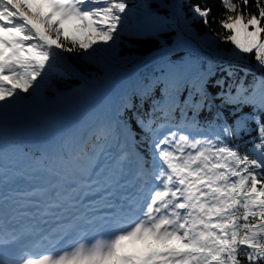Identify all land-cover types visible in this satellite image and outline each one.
<instances>
[{
  "label": "snow or ice",
  "instance_id": "obj_1",
  "mask_svg": "<svg viewBox=\"0 0 264 264\" xmlns=\"http://www.w3.org/2000/svg\"><path fill=\"white\" fill-rule=\"evenodd\" d=\"M220 3L217 20L184 0H0V264H264V0ZM153 4L175 17L172 47ZM123 36L163 53L130 92L43 95L80 76L65 54L126 63ZM21 119L39 155L17 140Z\"/></svg>",
  "mask_w": 264,
  "mask_h": 264
},
{
  "label": "trees",
  "instance_id": "obj_2",
  "mask_svg": "<svg viewBox=\"0 0 264 264\" xmlns=\"http://www.w3.org/2000/svg\"><path fill=\"white\" fill-rule=\"evenodd\" d=\"M166 3H172V0H165ZM236 2V0H234ZM137 0H129L130 6L136 4ZM200 3L201 6L207 5L212 9V18L219 19L221 14L224 12L223 7L221 6L220 0H184V11L188 14L189 18L191 13L188 12V7L190 4ZM153 9L158 11L161 15L168 17V26L173 29L171 33L164 34V39L168 41L169 47L173 46L174 38L176 37L179 28L176 27L175 17L172 15L170 10L167 9H157L155 4H153ZM248 11L255 12V0H250V8ZM192 27L197 31L201 37L205 39V33L208 32L203 26L202 22L193 23ZM213 32L219 33L221 31L218 23H211L209 26ZM220 49H223L225 52L231 50V44H220ZM162 52L159 51V45L155 42H143L142 40L123 36L121 37V42L117 50V56L121 60L126 61L123 64H117L112 67H106L102 63H89L85 59L77 58L74 55L65 54L68 62L78 70L80 75L88 81L94 83H99L101 81L107 83L112 81L119 73L128 70L129 68H134L141 66L143 63L148 62L146 66L140 70L138 73L133 75L126 83L123 85L120 94L123 91H131L135 88L139 79H142L144 76L148 75L155 69V65L159 62V59L163 56ZM169 55H175V53L170 52ZM243 67L252 68L256 71V75H260V71L256 70V62L254 58H249L242 64ZM82 87H85V84L81 82L78 77H72L66 82H54L52 88H46L43 92V95L46 97H51L56 99L57 102L65 95H70L75 90H81ZM62 91L64 95L60 98H56L54 91ZM215 91V89H212ZM158 95V93H157ZM138 102V100H137ZM247 111V110H246ZM252 136H255V132L252 133ZM251 137L245 136L244 139L248 140ZM233 143L243 144V141H233ZM247 148H251V145H248ZM245 148H241V151H245ZM246 264V262H245Z\"/></svg>",
  "mask_w": 264,
  "mask_h": 264
},
{
  "label": "bare ground",
  "instance_id": "obj_3",
  "mask_svg": "<svg viewBox=\"0 0 264 264\" xmlns=\"http://www.w3.org/2000/svg\"><path fill=\"white\" fill-rule=\"evenodd\" d=\"M121 81H115L114 83L110 84V87L112 88L114 95H116L118 89H119V85H120ZM77 115V110H73L69 112V120L75 118ZM41 123V122H40ZM34 122L27 120V119H21L20 121H18L17 127H16V133L19 132V130H28L29 128H31L32 126H34ZM38 152V150H36Z\"/></svg>",
  "mask_w": 264,
  "mask_h": 264
},
{
  "label": "water",
  "instance_id": "obj_4",
  "mask_svg": "<svg viewBox=\"0 0 264 264\" xmlns=\"http://www.w3.org/2000/svg\"><path fill=\"white\" fill-rule=\"evenodd\" d=\"M129 73H131V71H129V72H127V73H125V74H124V76H125V75H128Z\"/></svg>",
  "mask_w": 264,
  "mask_h": 264
},
{
  "label": "rangeland",
  "instance_id": "obj_5",
  "mask_svg": "<svg viewBox=\"0 0 264 264\" xmlns=\"http://www.w3.org/2000/svg\"><path fill=\"white\" fill-rule=\"evenodd\" d=\"M141 2V0H137V3L136 4H138V3H140ZM47 97V96H46Z\"/></svg>",
  "mask_w": 264,
  "mask_h": 264
}]
</instances>
